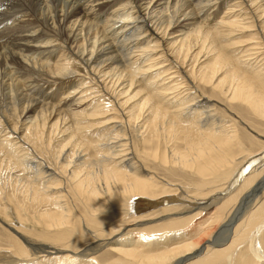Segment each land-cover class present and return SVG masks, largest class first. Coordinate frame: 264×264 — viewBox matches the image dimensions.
Wrapping results in <instances>:
<instances>
[{"label":"bare ground","instance_id":"bare-ground-1","mask_svg":"<svg viewBox=\"0 0 264 264\" xmlns=\"http://www.w3.org/2000/svg\"><path fill=\"white\" fill-rule=\"evenodd\" d=\"M199 85L264 121V0H0V167L36 169L0 195L20 255L33 246L24 229L62 243L36 245L50 264H100L102 242L117 245L107 264H264V147L245 149ZM93 92L96 108L82 111ZM106 130L104 144L78 137ZM64 136L52 168L43 156ZM72 196L85 214L72 213ZM144 199L170 203L140 216ZM103 214L115 229L104 231Z\"/></svg>","mask_w":264,"mask_h":264},{"label":"rangeland","instance_id":"rangeland-1","mask_svg":"<svg viewBox=\"0 0 264 264\" xmlns=\"http://www.w3.org/2000/svg\"><path fill=\"white\" fill-rule=\"evenodd\" d=\"M223 12H224V9H222L221 10V12L219 13V17H222V15H223ZM256 31V30H255ZM235 33H239V32H235ZM252 34L253 33H247V40H249L251 37H252ZM234 41H237L238 39H233ZM225 44H223V46H224ZM213 63V61H209L208 62V65L207 66H210L211 64ZM80 71L82 72V69H80ZM82 76H83V78H84V73L82 72V74H81ZM74 85H77V84H75V83H73ZM199 88H201V90H203L202 88V85L200 86L199 85ZM198 89V88H197ZM95 89H93V91H94ZM199 90V89H198ZM96 91V90H95ZM204 92H205V94L208 96V98H210V99H214V100H216V101H219V103L220 104H218L217 106H218V109H219V111H218V115H220V116H218V118H223L225 121L226 120H228L229 119V121H226V122H228L226 125H231V124H233L234 125V127H236L237 128V130L239 131V138H240V142L243 144V146H244V148L245 149H247V150H251L252 152H255V150L257 151L258 149H259V147L261 148V147H264V140L263 139H261V138H257L256 137V135L255 134H259V135H262L263 137H264V121L262 122V121H260V119L259 118H257L256 116H254V115H252V114H250V113H246V112H244V108L242 109L241 107H239V106H235V108H233L231 105H227V103L223 100V99H221V97H220V95L219 94H217V92L216 93H213V94H211V92L210 91H208V90H203ZM206 91H208V92H206ZM199 92H201V91H199ZM93 95L90 97V98H87V100H91V99H93V101H87V103H85V101L84 100H81V101H84V103H83V105H82V111H85L86 109L85 108H87V110L88 111H91L92 109L94 110L95 108H96V104L97 103H95V96L97 97V96H99L98 95V93H96V92H93L92 93ZM202 95H203V93H202ZM78 97H80V96H78ZM78 97H76V98H78ZM105 104H106V107H111V105L108 103V101H107V98L105 99ZM91 104V105H90ZM94 104V105H93ZM87 105V106H86ZM93 105V106H92ZM108 105V106H107ZM220 105V106H219ZM84 106H85V108H84ZM224 106V107H223ZM226 106V107H225ZM231 106V107H230ZM92 107V108H91ZM230 107V108H229ZM238 110H237V109ZM83 109H85V110H83ZM111 109V108H110ZM86 110V111H87ZM227 110H229L230 111V113H232V114H236V116H238L237 117V119H235V118H233L232 116H231V114L229 113V111L227 112ZM239 111H240V113H239ZM222 114H221V113ZM244 112V113H243ZM225 113V114H224ZM119 114L120 113H117V115L119 116ZM221 116H223V117H221ZM227 116H228V118H227ZM230 116V117H229ZM109 118V117H108ZM230 118H233V119H230ZM105 120V119H104ZM238 120L240 121H242L241 123H239V125H237L235 122L237 121V123H238ZM235 121V122H234ZM14 122V121H13ZM244 122V123H243ZM243 123V124H242ZM18 124V123H17ZM244 124H246L247 126H249V128H251L254 132H255V134L254 133H252V132H250L248 129H247V126L246 125H244ZM238 126V127H237ZM107 131V130H106ZM106 131H104V132H101V133H97V134H95V133H91V134H88V133H81L80 135L82 136L81 138H80V136H78L79 137V140L81 141V143H86V140H92L91 142L93 143V144H95V143H97V144H104V142L106 143V140L108 139V135L109 134H107L108 133V131L106 132ZM131 133V137L133 138V147H134V149H135V151H138V141H137V139L135 138V136H134V134L132 133V131L130 132ZM105 134V135H104ZM2 135H4V134H2ZM86 135H87V137H86ZM100 135L102 136L101 137V139H100ZM14 137L12 138L11 137V139H16V135H13ZM98 136V137H97ZM65 137V138H64ZM64 137H60V141L59 140H57V139H54V141L51 143V146H49V150H47V148H46V151H45V156H43V160L46 162V164L47 165H50L52 168H55L54 167V165H53V162H52V160H51V158L52 157H55V153L56 152H58V150H59V147H61V146H63V143L65 144L67 141H69V140H67L68 138H70L69 136H68V138H67V136H64ZM95 137V138H94ZM63 138V139H62ZM84 138V139H83ZM98 138V139H97ZM145 139H147V135H145V137H144ZM63 140H65V141H63ZM94 140H95V143H94ZM100 140V141H99ZM61 141H63V143H61ZM97 141V142H96ZM99 142V143H98ZM61 143V144H60ZM14 144V143H13ZM58 144V145H57ZM168 144H170L171 145V142L170 143H168ZM261 144V145H260ZM172 145L174 146V145H178V147L180 146V144H177V143H175V142H172ZM72 148V147H71ZM47 151H49V152H47ZM51 152H52V155H51ZM54 152V153H53ZM93 154H94V151L92 152ZM20 154V153H19ZM18 154V156H20ZM21 154H23V152H21ZM50 156H52L51 158H50ZM145 166H147V165H145ZM22 167V166H21ZM148 167V166H147ZM32 168L30 167V168H25V167H22V168H20V166H17V170H14V171H12L13 173L12 174H14L13 175V177L15 176H19L21 179H17V180H14V179H11V173H10V171L7 169V168H5V167H0V195H1V193H3L4 192V194H6V195H9L10 197H12V196H14V195H16V194H18V192L20 191V189L21 188H23V187H26L27 185H25L26 183L28 184V182H32L33 181V177H34V175L36 174V169H32ZM19 170V171H18ZM149 172H152V173H154L157 177H158V180H159V178H160V181L162 180V181H165V182H167L169 185H174L175 187L176 186H178V188L179 189H181V186H183V187H185V186H187L186 184H191V183H189V180H188V174L186 173H183L182 171H180V170H173V169H167V172L166 171H164V170H160V169H156L155 167H153V166H151V168L149 169V167H148V169H147ZM29 171V172H28ZM17 172H18V174H17ZM30 173V174H29ZM11 174V175H10ZM28 175V176H27ZM25 178V179H24ZM164 179V180H163ZM24 180V181H23ZM27 180V181H26ZM187 180V181H186ZM188 182V183H187ZM24 183V184H23ZM194 186H196V185H192V186H190V187H194ZM18 189V190H17ZM25 189V188H24ZM68 190H70L69 189V187L66 185V192H68ZM15 191V192H14ZM65 192V193H66ZM15 193V194H14ZM179 193H180V191H179ZM225 193V192H224ZM173 197V199H172V203H177V204H182L183 202H182V199L183 198H181L180 196H172ZM174 197H175V199H174ZM72 199V200H71ZM77 200V201H76ZM181 200V201H180ZM67 201H68V199H67ZM148 202H149V200H147V199H144V200H140L139 202H138V204H137V211L139 212V215L141 214V215H144V214H146V213H148V212H153V211H155V210H157V209H159V208H163V207H165V206H167L170 202H168L167 204H166V202L165 203H160V204H158V205H156V206H149L148 205ZM147 203V204H146ZM76 204V205H75ZM68 205L70 206V208H71V210H72V213L75 215V214H77V215H80V214H82V212H83V214H85V207L81 204V202L77 199V198H74L73 196L71 197V198H69V201H68ZM158 207V208H157ZM193 207H196V206H193ZM43 209V207L41 208V211H43L42 210ZM84 209V210H83ZM151 210V211H150ZM77 211V212H76ZM33 212H34V210H32L31 208H30V210H29V213L27 214V213H25V212H21V216L24 218V219H26L27 220V217L28 216H30V218H31V216L33 215ZM140 215V216H141ZM104 216V217H103ZM109 216V217H108ZM106 218V219H105ZM108 219V220H107ZM99 222H100V224H102L103 225V227H104V231H107L108 229H115L116 228V222H118V221H116V219H115V217H113L111 214H103V215H101V217H100V220H99ZM107 222H108V224H107ZM128 222H130V221H128ZM105 224H107V225H105ZM129 224V223H128ZM130 224H132V223H130ZM129 224V225H130ZM105 225V226H104ZM17 226H18V224H17ZM14 227V226H13ZM12 227V228H13ZM86 226H84V228H85ZM88 227V226H87ZM19 228V230H21V227H18ZM14 229V228H13ZM24 229H22L21 230V235L23 236V238H21L20 239V237H19V239L21 240V241H24V239L25 240H27L30 244H32L33 246H30L29 244H26L25 243V246H26V248L28 249V251H26V255H22V253H21V255H20V252H18L16 249H15V239L13 238V236L11 235L12 234V231L10 232V229L7 227V226H5V225H3L2 223H0V264H22L23 262H24V264H50V262L49 261H51V259H53L52 257H45L44 256V254H42L41 253V251H39V250H37L35 247H36V245H45V246H48V247H54L55 246V244H57L55 247H58V248H61V247H59L62 243L61 242H58V241H56L57 239H55V241H46V240H43L42 238H39V237H36V236H34V235H30L29 233H26L27 231H23ZM137 233H133V234H131V235H133V238L135 237H137V235H136ZM13 235H15L14 233H13ZM37 235H40V236H43V235H41V234H37ZM45 235V234H44ZM72 235V234H71ZM71 235H67L64 239H66L67 238V240H66V242H65V245L66 244H74V241L77 239L76 238V236H71ZM51 236H53V235H51ZM132 237V236H131ZM53 238V237H52ZM69 238V239H68ZM117 239V238H116ZM53 242V243H52ZM56 242V243H55ZM12 243V244H11ZM101 243V242H100ZM99 243V244H100ZM11 244V245H10ZM54 244V245H53ZM87 245V243L86 242H83L82 243V245ZM107 244V242H105V244H104V242H102V244H101V246L99 247V249H98V251H97V253L94 255V257L95 258H97L98 259V261L100 262V264H107L106 262H108L109 260H106V259H104L106 256H112V258H116V257H118V256H116L114 253H112L111 251H110V247H117V245H115L114 243H112L113 245H106ZM59 245V246H58ZM106 245V246H105ZM32 247V248H31ZM14 249V250H13ZM23 256V257H22ZM26 256V257H25ZM44 256V257H43ZM22 258V259H21ZM58 258V257H57ZM111 258V259H112ZM50 259V260H49ZM47 260V261H46ZM34 261V262H33ZM58 264V263H57Z\"/></svg>","mask_w":264,"mask_h":264}]
</instances>
